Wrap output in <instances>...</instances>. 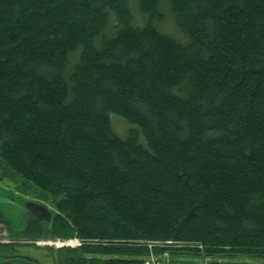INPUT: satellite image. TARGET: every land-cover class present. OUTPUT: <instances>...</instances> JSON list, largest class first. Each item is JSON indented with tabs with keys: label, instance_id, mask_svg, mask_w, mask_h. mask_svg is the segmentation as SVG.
Instances as JSON below:
<instances>
[{
	"label": "trees",
	"instance_id": "1",
	"mask_svg": "<svg viewBox=\"0 0 264 264\" xmlns=\"http://www.w3.org/2000/svg\"><path fill=\"white\" fill-rule=\"evenodd\" d=\"M137 1L142 26L129 0H0V177L57 209L28 235L98 241L58 264L264 256V0Z\"/></svg>",
	"mask_w": 264,
	"mask_h": 264
},
{
	"label": "rangeland",
	"instance_id": "2",
	"mask_svg": "<svg viewBox=\"0 0 264 264\" xmlns=\"http://www.w3.org/2000/svg\"><path fill=\"white\" fill-rule=\"evenodd\" d=\"M129 6L130 9L133 13L134 16V24L135 25H139L142 26L144 25L147 20H148V16L143 15L140 11V8L138 6V1L136 3V0H129ZM163 11L165 12V19L163 21H157L155 24L156 26L159 28V30H161L162 32L176 38L177 40H180L182 42H187V37L186 35L179 29V27L177 26L173 13L171 12L169 6H167V4L163 5ZM114 16H111L110 19V24H112L113 22ZM111 121H112V126L114 128V130L116 131L117 134H119L121 137H127L128 134L130 133V131L133 128H137L138 125L135 123L130 122L129 120H127L124 116H122L121 114L118 113H111ZM141 140L143 141L144 138L141 137ZM1 178H6L7 181H10L12 186H15L16 188H22L26 193L28 194H32L35 197H39L42 201L40 202H44L46 203L49 208L54 209V216L57 212V209L55 207V205L53 204L52 200L50 199H46V197H44L42 195L41 190H39L38 188H36L34 185L30 186L27 185L26 182H23L20 177H15L14 179L11 177H1ZM28 190V191H27ZM10 192V191H9ZM31 200H35L33 198H30ZM37 201V200H36ZM20 207H18V205L16 203H10L8 200L6 199H1L0 198V210L3 212V214L5 215V217L9 220L8 222L11 223L15 228H16V232L19 233V231H21L23 229V218H24V213L26 212L25 207H22L21 205H19ZM53 216V217H54ZM12 228L9 227V225L7 226L5 220H2L0 222V233H2L0 239H8L9 237H11L12 235ZM6 233V235L4 234ZM22 240H24V242L27 243H33L34 245H38V243L36 242L38 241H51V245L50 244H44V245H39V246H45V247H50V248H54V249H60V246H57V242L58 240H66L69 238H76L79 243L81 244H77L76 242H74V244L72 246H67L65 245L64 248H80L83 244L85 243H90V244H96L98 241L96 240H86V241H82L79 237L77 236H73V237H61V236H57V235H52L50 233L47 234H43L41 236L38 237H31L28 235V233L31 232H27V228L22 232ZM143 243V244H142ZM142 245H147L148 248H150L149 252L147 255H145L143 258L145 259V264H172L173 260H184L187 262H192L195 264H209L210 261H214V260H218L220 262H232V263H238V264H264V256L261 257H253V256H249V255H236L234 257H227L224 255H216V254H212V255H206L205 253H201V254H188V255H180V254H172L171 249L167 250L165 249V245L169 244L174 246V243H165V242H150V243H146V242H141ZM181 246H187V244H178ZM188 245H194V244H188ZM160 248L159 251H157ZM173 249V248H172ZM20 252H24L27 254H33L35 253V248L33 246H29V245H25L23 246L20 250ZM55 257H56V251H53ZM126 257V255H124ZM48 263L50 264V261L47 260Z\"/></svg>",
	"mask_w": 264,
	"mask_h": 264
},
{
	"label": "flooded vegetation",
	"instance_id": "3",
	"mask_svg": "<svg viewBox=\"0 0 264 264\" xmlns=\"http://www.w3.org/2000/svg\"><path fill=\"white\" fill-rule=\"evenodd\" d=\"M10 191V192H9ZM0 198L6 199L10 203H16L18 207L21 205L22 207H25V213L23 218V229L18 232H12L11 237H9V240H2L0 239V261L2 260H8V259H14L13 262L8 264H22L23 262L20 261V259H27L30 261H34L37 264H49L47 260L50 261V264H58L60 258L63 255V250L65 249H54L50 247L45 246H39L34 245L33 243H27L24 242V240L20 239L22 238L23 231L30 225L34 226L36 224H45L48 223V210H46L44 205H40L42 201L39 197H35L32 194L26 193L22 188H16L15 186H12L10 181H7L6 178L0 177ZM22 198L29 199L33 198L34 201L37 202L36 205H32V209L35 210V214L30 212L26 204L28 201L22 200ZM22 200V201H21ZM25 203V204H23ZM39 203V204H38ZM44 203V202H43ZM21 208V207H20ZM4 215L3 212L0 210V222L4 219H2V216ZM51 218V222H52ZM9 220H5L7 226L9 225L10 228H14V226L8 222ZM50 222V223H51ZM16 229V228H14ZM1 237V234H0ZM2 238V237H1ZM33 246L35 248V253L33 254H27L24 252H20L19 250L25 246ZM67 249V248H66ZM56 251V257L53 254ZM24 264V263H23Z\"/></svg>",
	"mask_w": 264,
	"mask_h": 264
},
{
	"label": "water",
	"instance_id": "4",
	"mask_svg": "<svg viewBox=\"0 0 264 264\" xmlns=\"http://www.w3.org/2000/svg\"><path fill=\"white\" fill-rule=\"evenodd\" d=\"M24 199V201H28V203L26 204V207H27V209L30 211V212H32L33 214H35V210H33L32 209V205H36L37 204V202L36 201H34V200H29V199H25V198H22V200ZM21 200V201H22ZM23 204H25V203H23ZM39 204V203H38ZM40 205H44L45 206V208H46V210H48V223H45V224H43L44 226H46V225H49L50 224V222H51V218H53V216H54V209H51V208H49V206L46 204V203H41ZM36 215V214H35ZM2 216V219H4V220H8L6 217H5V215H1ZM14 261V259H8V260H2V261H0V264H8V263H11V262H13ZM20 261L21 262H23L24 264H37L36 262H34V261H30V260H27V259H20Z\"/></svg>",
	"mask_w": 264,
	"mask_h": 264
},
{
	"label": "built area",
	"instance_id": "5",
	"mask_svg": "<svg viewBox=\"0 0 264 264\" xmlns=\"http://www.w3.org/2000/svg\"><path fill=\"white\" fill-rule=\"evenodd\" d=\"M2 235V233H0ZM6 235V233H4ZM2 240H9V239H2ZM38 244H41V243H44V244H52L51 241H36ZM74 242H76L78 245L81 244L79 243V241L76 239V238H69V239H66V240H58L57 242V246H72L74 244ZM44 244H41V245H44Z\"/></svg>",
	"mask_w": 264,
	"mask_h": 264
}]
</instances>
